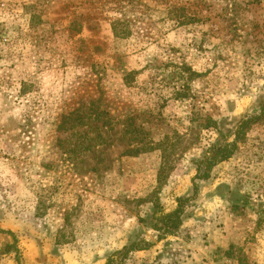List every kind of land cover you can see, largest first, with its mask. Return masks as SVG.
Instances as JSON below:
<instances>
[{
  "label": "rangeland",
  "instance_id": "rangeland-1",
  "mask_svg": "<svg viewBox=\"0 0 264 264\" xmlns=\"http://www.w3.org/2000/svg\"><path fill=\"white\" fill-rule=\"evenodd\" d=\"M263 111L264 0H0V264H264Z\"/></svg>",
  "mask_w": 264,
  "mask_h": 264
},
{
  "label": "trees",
  "instance_id": "trees-1",
  "mask_svg": "<svg viewBox=\"0 0 264 264\" xmlns=\"http://www.w3.org/2000/svg\"><path fill=\"white\" fill-rule=\"evenodd\" d=\"M125 8L126 7L122 8V9H125ZM112 28H113V32L116 36H127L130 34L129 23L127 21L118 20L116 22H113ZM263 118H264V111H263V114L260 115L259 117H256V118H253L251 120H247V121L243 122L240 130L236 134V141L238 142V140L241 139V137L244 134L243 131H245L247 126H249L250 124H252L258 120H261ZM233 147L236 148L237 146L234 145ZM230 157H231V155H229L228 153L227 154L225 153L223 156H220V152H219L216 155H211V157L208 159L211 163H214L216 161H225V160L229 159Z\"/></svg>",
  "mask_w": 264,
  "mask_h": 264
}]
</instances>
